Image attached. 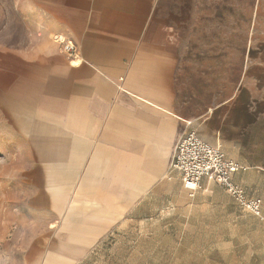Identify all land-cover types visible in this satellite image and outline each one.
I'll list each match as a JSON object with an SVG mask.
<instances>
[{
  "label": "crops",
  "instance_id": "1",
  "mask_svg": "<svg viewBox=\"0 0 264 264\" xmlns=\"http://www.w3.org/2000/svg\"><path fill=\"white\" fill-rule=\"evenodd\" d=\"M27 3L46 37L0 53V264H78L179 180L185 133L263 170L264 0Z\"/></svg>",
  "mask_w": 264,
  "mask_h": 264
},
{
  "label": "rangeland",
  "instance_id": "2",
  "mask_svg": "<svg viewBox=\"0 0 264 264\" xmlns=\"http://www.w3.org/2000/svg\"><path fill=\"white\" fill-rule=\"evenodd\" d=\"M28 0H0V53H30L45 36ZM54 39V37H52ZM0 155V182L12 178ZM261 217L211 180L195 192L179 180L149 195L141 213L110 233L78 264H264V168L234 177Z\"/></svg>",
  "mask_w": 264,
  "mask_h": 264
},
{
  "label": "built area",
  "instance_id": "3",
  "mask_svg": "<svg viewBox=\"0 0 264 264\" xmlns=\"http://www.w3.org/2000/svg\"><path fill=\"white\" fill-rule=\"evenodd\" d=\"M57 41L68 56H75L76 47L71 41L59 37ZM170 170L178 175L186 192H195L202 180L209 179L236 198L240 206L262 218L261 201L247 199L242 189L234 183V176L244 169L226 159L219 148L203 141L194 132L185 133L177 140Z\"/></svg>",
  "mask_w": 264,
  "mask_h": 264
},
{
  "label": "bare ground",
  "instance_id": "4",
  "mask_svg": "<svg viewBox=\"0 0 264 264\" xmlns=\"http://www.w3.org/2000/svg\"><path fill=\"white\" fill-rule=\"evenodd\" d=\"M58 39V38H57ZM59 39H61V38H59Z\"/></svg>",
  "mask_w": 264,
  "mask_h": 264
}]
</instances>
